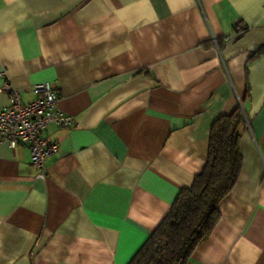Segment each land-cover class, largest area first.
Returning <instances> with one entry per match:
<instances>
[{
    "label": "crops",
    "instance_id": "0c3cea01",
    "mask_svg": "<svg viewBox=\"0 0 264 264\" xmlns=\"http://www.w3.org/2000/svg\"><path fill=\"white\" fill-rule=\"evenodd\" d=\"M5 79L74 123L46 127L43 178L0 141V264H127L237 107L241 171L186 264H264V0H0Z\"/></svg>",
    "mask_w": 264,
    "mask_h": 264
},
{
    "label": "trees",
    "instance_id": "16d2710c",
    "mask_svg": "<svg viewBox=\"0 0 264 264\" xmlns=\"http://www.w3.org/2000/svg\"><path fill=\"white\" fill-rule=\"evenodd\" d=\"M245 119L239 107L211 127L207 159L188 188L127 264H186L220 219L219 201L236 183L242 166L239 151Z\"/></svg>",
    "mask_w": 264,
    "mask_h": 264
},
{
    "label": "built area",
    "instance_id": "2783aa9c",
    "mask_svg": "<svg viewBox=\"0 0 264 264\" xmlns=\"http://www.w3.org/2000/svg\"><path fill=\"white\" fill-rule=\"evenodd\" d=\"M236 34L245 30L237 23ZM1 75L3 73L1 72ZM9 97V104L0 110V141H6L10 147L24 144L28 147L36 176H45L44 161L56 152L58 143L44 135L48 124L54 123L61 128H70L74 120L58 108L59 94L48 82L33 85V99L23 102L20 92L5 79L0 87Z\"/></svg>",
    "mask_w": 264,
    "mask_h": 264
}]
</instances>
